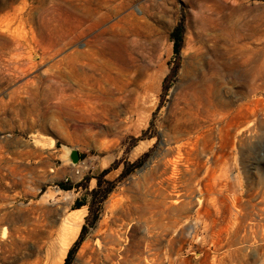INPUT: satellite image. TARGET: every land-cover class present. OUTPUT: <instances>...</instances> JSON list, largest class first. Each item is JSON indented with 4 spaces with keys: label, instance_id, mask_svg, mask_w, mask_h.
Instances as JSON below:
<instances>
[{
    "label": "rangeland",
    "instance_id": "obj_1",
    "mask_svg": "<svg viewBox=\"0 0 264 264\" xmlns=\"http://www.w3.org/2000/svg\"><path fill=\"white\" fill-rule=\"evenodd\" d=\"M204 85L219 86L234 114L246 109L236 125L254 110L261 122L244 146L229 139L223 149L209 123L192 129V138L210 132L207 152L222 154L230 186L219 237L200 239L193 205L199 237L171 260L264 264V0H0V264H63L69 251V264H86L105 221L123 222L122 245L161 232L169 217L148 176L166 158L177 99ZM118 200L132 204L113 224Z\"/></svg>",
    "mask_w": 264,
    "mask_h": 264
},
{
    "label": "bare ground",
    "instance_id": "obj_2",
    "mask_svg": "<svg viewBox=\"0 0 264 264\" xmlns=\"http://www.w3.org/2000/svg\"><path fill=\"white\" fill-rule=\"evenodd\" d=\"M58 83L60 84L59 94H66L67 88L65 89L63 86V81L58 80ZM256 90L257 88L254 87L253 91ZM177 101L175 110L178 116L175 118L173 127L174 134L178 137L174 134L173 136L169 133L165 134L166 158L159 161L153 170L154 173L152 172L153 175L148 176V180L151 182L158 179L153 184V188L158 191L161 200L162 209L159 212L169 217V223L161 228V232L147 228L145 245L141 239L122 245L121 240L125 226L122 224L123 222L117 223V214L120 216L128 214L132 202L118 200L113 205L115 212L113 224L116 222V227H112L107 221L104 222L103 236L94 242L96 250H92L93 247H87L90 255L85 259L86 264H98L100 261L101 264H173L171 257L177 255L181 244L188 239L197 240L199 237L198 227L193 225L195 219H192L191 216L190 207L193 205L197 208L196 221L201 222L205 234L200 239L204 242L207 238L219 237L217 233L220 232H216L213 227L216 224V218L221 219L224 214L220 203L223 206L225 201L220 198L225 190H229L230 186L225 168L227 162L222 159V154H215L213 151L207 152L205 143L210 138V132L201 134L197 131L196 136L192 138V133H194L192 129H201V122L209 123L222 141L221 149L229 144V139L232 140V144L242 147L248 138L256 137L257 125L261 122V118L254 110L251 112L250 120L245 121L246 123L244 122L241 126L236 125V116L243 114L242 112L246 109L239 105L235 111L237 115L234 114L232 102L216 85H204L197 90L196 95L185 93ZM245 116L248 119L249 116L247 114ZM180 138L185 141L181 145L182 147L171 146ZM185 147L188 148L186 158L178 160L175 155L180 154L181 149ZM207 154L211 156H207ZM201 186L205 189L201 190ZM203 201H206V204L200 212L199 208L202 207ZM235 206L232 203V208ZM243 212V206L240 204L235 215L237 230L232 235L239 241L242 240L246 231ZM220 230L231 239L227 224ZM213 263L221 264V261L213 260Z\"/></svg>",
    "mask_w": 264,
    "mask_h": 264
},
{
    "label": "trees",
    "instance_id": "obj_3",
    "mask_svg": "<svg viewBox=\"0 0 264 264\" xmlns=\"http://www.w3.org/2000/svg\"><path fill=\"white\" fill-rule=\"evenodd\" d=\"M182 37H183V29H182L181 26H177V27L173 30V32L171 33V35H170V40H171V42H172V44H173V52H174L175 54H178V53L180 52V50H181V46H182ZM62 187H64V186L62 185ZM76 204H77V205H76V206H77L76 208H78V207L81 206L80 203H76ZM85 228H86L85 225H83L82 228H81V234H80V236H79V240H81V238H82V233H83V231L85 230ZM70 254H71V251L68 252L67 257H66V259H65V261H64L63 264H69V257H70Z\"/></svg>",
    "mask_w": 264,
    "mask_h": 264
},
{
    "label": "water",
    "instance_id": "obj_4",
    "mask_svg": "<svg viewBox=\"0 0 264 264\" xmlns=\"http://www.w3.org/2000/svg\"><path fill=\"white\" fill-rule=\"evenodd\" d=\"M68 158L72 165H76L79 161L78 154L75 150H69L68 151Z\"/></svg>",
    "mask_w": 264,
    "mask_h": 264
},
{
    "label": "built area",
    "instance_id": "obj_5",
    "mask_svg": "<svg viewBox=\"0 0 264 264\" xmlns=\"http://www.w3.org/2000/svg\"><path fill=\"white\" fill-rule=\"evenodd\" d=\"M79 173H80L79 170H75V171H74V174H75V175H79Z\"/></svg>",
    "mask_w": 264,
    "mask_h": 264
}]
</instances>
